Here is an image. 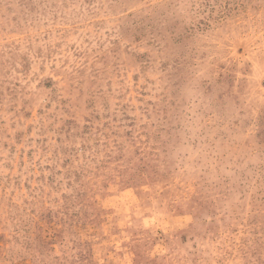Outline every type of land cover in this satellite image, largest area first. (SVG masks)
<instances>
[{
	"label": "rangeland",
	"instance_id": "1",
	"mask_svg": "<svg viewBox=\"0 0 264 264\" xmlns=\"http://www.w3.org/2000/svg\"><path fill=\"white\" fill-rule=\"evenodd\" d=\"M0 264H264V0H0Z\"/></svg>",
	"mask_w": 264,
	"mask_h": 264
}]
</instances>
